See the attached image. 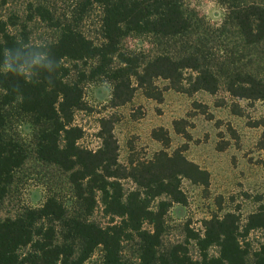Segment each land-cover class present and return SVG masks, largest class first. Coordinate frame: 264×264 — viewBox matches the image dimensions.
Instances as JSON below:
<instances>
[{
    "label": "trees",
    "instance_id": "1",
    "mask_svg": "<svg viewBox=\"0 0 264 264\" xmlns=\"http://www.w3.org/2000/svg\"><path fill=\"white\" fill-rule=\"evenodd\" d=\"M226 1L233 6L228 20L237 30L233 38L239 44L224 58V52L220 56V49L211 45L219 48L231 32L211 29L203 20L187 16L179 0H79L78 14L94 5L101 9L97 42L77 30L75 24L53 23L43 7L35 9L37 16L59 29L53 42L31 44L25 33L16 35L0 18V65L5 48L30 56L34 51H46L45 45L60 64L51 86L0 75V201L25 160L21 147L4 136L2 108L13 104L33 119L36 158L68 174L74 197L70 209L58 197L49 196L37 209L0 220V264H84L98 248L102 251L101 264H246L249 249L244 237L253 229L264 230L263 207L248 217L243 234L235 214L203 221L201 235H188L196 242L198 260L191 258L186 244L163 249L166 212L172 203L185 205L187 201L181 180L207 190L208 172L185 158L186 147L167 153L169 137L162 128L154 130L152 136L164 150L149 160L130 158L125 166L118 162L113 135L116 120L112 116L99 120L101 144L95 151L78 144L83 131L73 124L74 112L85 108L81 82L100 76L113 85L112 108L129 103L136 89L161 103L164 90L156 85L157 80L166 81L169 90L188 97L198 92L214 95L223 83L231 97L263 100L264 81L245 70L242 52L264 40V7L245 0ZM132 35L148 38L155 50L124 49V39ZM215 39L222 41L213 44ZM66 61L90 64L89 74L80 71L76 81H69L71 69ZM14 85H19V93ZM123 180L131 181L135 188L125 193ZM162 197L166 200L153 206ZM98 202L109 218L105 226L90 220ZM135 240L138 263L121 256L122 244ZM211 247L218 248L217 256L208 255ZM253 264H264V243L253 253Z\"/></svg>",
    "mask_w": 264,
    "mask_h": 264
},
{
    "label": "rangeland",
    "instance_id": "2",
    "mask_svg": "<svg viewBox=\"0 0 264 264\" xmlns=\"http://www.w3.org/2000/svg\"><path fill=\"white\" fill-rule=\"evenodd\" d=\"M187 16L203 20L211 29L226 30L228 40L219 48L215 39L211 45L228 56L229 49L239 43L234 41L237 30L228 20L232 3L226 0H179ZM79 0H0V18L8 23L16 35L25 33L31 44L53 42L59 36L55 25L42 21L35 9L43 7L53 23H72L76 29L92 39H100L99 23L101 9L94 5L83 15L78 14ZM247 4L264 0H245ZM227 25H224L225 21ZM206 25V26H207ZM224 26V27H223ZM226 37V34L223 36ZM231 39V40H230ZM228 43L230 44L228 45ZM228 45V46H226ZM124 49L155 50L148 38L132 35L123 41ZM242 63L245 70L264 81V40L250 48H244ZM71 69L69 81H76L80 71L89 74L91 65L66 61ZM163 89V101L157 103L146 98L136 89L132 100L120 107L112 108L110 99L113 85L103 76L81 82L84 110L74 112L73 124L83 131L78 144L92 151L99 148V120L112 116L116 122L113 135L118 144V162L127 165L130 158L135 161L149 160L155 153L164 150L162 143L152 136L154 130L162 128L169 137L165 151L171 154L186 147L183 155L209 174L207 190L181 180V190L186 204L172 203L164 217L165 232L163 249L176 244H186L192 259L198 260L196 242L188 238L190 233L201 235L202 223L212 216L235 214L239 219V231L243 234L248 217L264 208V99L240 100L231 97L222 83L219 91L210 95L198 92L191 97L168 89V83L157 80ZM4 114V136L17 143L25 154L23 165L13 175L5 197L0 201V220L16 218L27 209L39 208L49 196H56L69 209L74 206L73 190L68 174L56 166L45 164L35 156L36 129L33 119L22 114L16 104L2 108ZM238 111L239 114L234 113ZM177 123L176 125H174ZM259 123H261L259 125ZM178 131L180 133H178ZM124 192L135 188L131 181H121ZM162 197L154 201L157 206ZM100 202L90 220L105 226L109 218L103 215ZM249 249L246 264H253V253L264 243V230L253 229L245 237ZM209 256H217L218 248L211 247ZM123 259L138 263L137 240L124 242L121 246ZM101 248L84 264H101Z\"/></svg>",
    "mask_w": 264,
    "mask_h": 264
},
{
    "label": "clouds",
    "instance_id": "3",
    "mask_svg": "<svg viewBox=\"0 0 264 264\" xmlns=\"http://www.w3.org/2000/svg\"><path fill=\"white\" fill-rule=\"evenodd\" d=\"M45 48H47L46 51H34L30 56H24L19 51L14 53L11 48H5L0 75L23 80L26 84L46 82L51 86L52 75L59 70L60 64L53 60L47 45ZM13 88L19 93V85H14Z\"/></svg>",
    "mask_w": 264,
    "mask_h": 264
}]
</instances>
